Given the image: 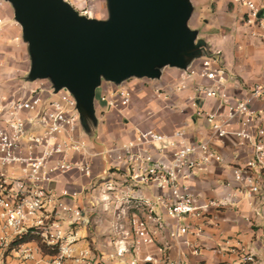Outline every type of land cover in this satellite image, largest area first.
<instances>
[{"label":"built area","instance_id":"built-area-1","mask_svg":"<svg viewBox=\"0 0 264 264\" xmlns=\"http://www.w3.org/2000/svg\"><path fill=\"white\" fill-rule=\"evenodd\" d=\"M237 1L248 8L247 23L264 31L262 7L252 0ZM226 73L222 57L214 53L202 59L200 67L188 70L180 88L195 76L207 80L209 84L196 87V94L219 99L220 108L224 105L227 110L222 120L217 119V112L208 114L216 137L234 136L252 152L246 167L234 170L235 185L229 197L235 201L200 204L190 191L188 181L197 170L213 161L222 162L211 140L187 143L183 130L172 136L154 130L139 131L134 140L108 149L104 156L117 172L126 170V183H155L162 194L143 199L129 191L113 195L118 191L113 189L116 186L105 190L114 204L116 250L110 259L115 264H187L170 259L166 246L158 248L159 258L150 253L141 257L139 252L142 246L154 243L158 231L167 229L171 239H180L189 232L185 220L202 219L210 208L233 206L238 201L248 202L264 230V128L255 124L259 114L248 100L231 102L225 87ZM25 84L9 97L0 98V264H98L89 257L90 251L77 253L75 249L80 230L90 224L84 211L69 201L76 199L77 193H58L52 184L58 175L67 172L92 177L93 159L101 154L89 145L71 92L62 89L55 93L50 82L34 90ZM153 88L160 99H169V94ZM263 95L262 85H255L250 92L253 99H262ZM133 97L132 88L110 83L98 100L104 110H123L131 106ZM232 125L238 128L229 129ZM168 149L172 150L171 162L167 165L156 161L155 155H165ZM156 209L175 224L165 223ZM128 211L129 228L124 233ZM150 222L156 226L154 232ZM254 256L250 252L245 259L253 262Z\"/></svg>","mask_w":264,"mask_h":264},{"label":"crops","instance_id":"crops-1","mask_svg":"<svg viewBox=\"0 0 264 264\" xmlns=\"http://www.w3.org/2000/svg\"><path fill=\"white\" fill-rule=\"evenodd\" d=\"M252 1L262 7V13H264V0ZM221 2L227 7L224 11L232 21L230 31L223 35L226 42L221 48L226 62V92L232 103L248 100L259 114L255 124L264 128V95L262 99H253L250 96L255 85L264 87V31L247 23L248 8L244 4L237 0H221ZM0 19H2L0 24V98H6L27 82L31 61L28 46L22 39L21 27L14 20L11 8L4 3L1 4V1ZM212 48L207 50L206 47V55L194 60L189 69L200 67L202 59L213 54ZM188 70L167 67L163 69L160 79L132 78L128 80V85L134 91V97L131 106L123 110H104L99 103V96L105 89L110 88V83L102 82L97 89L96 112L102 117L99 127L91 134L89 145L93 152L101 155L93 159V175L85 177L79 173H62L52 184L58 193L63 190L77 193L76 199H69V201L80 207L89 217V226L83 227L79 232L80 241L75 246L77 253L88 250L89 257L96 259L95 262L98 264H115L110 257L116 250V236L113 228L116 219L114 218V222L105 221L107 235L94 234L95 224L100 221L94 218L92 208L83 206V190L85 189L83 183L86 184L93 178L97 181L103 179L102 189L106 190L105 187L103 188L106 177L112 175L114 182L107 183L117 187L113 188L118 189L116 193H111H114L113 195L129 191L136 198L155 199L162 194V190L155 183L137 185L133 182L134 185L126 183L124 180L126 170L117 172L104 156L108 149L134 140L139 131L154 130L172 136L175 131L183 130L186 133L183 140L187 143L211 140L214 149L221 155L222 162L213 161L206 168L197 170L188 181L190 191L200 204L223 199L235 201L229 197L235 185L234 170L246 167L252 159V152L241 145L234 136L216 137L212 124L208 121V114L217 112L220 115L217 119L222 120L227 112L226 107L223 105L220 108L219 99L196 94V87L209 84L203 78L195 76L188 81L185 88H180L182 78ZM41 81L44 84L49 82ZM153 87L169 94V99H160ZM237 128L238 125L229 127V129ZM171 158L172 150L170 149L165 155H155L156 161L167 165L171 162ZM227 184L231 186L227 187ZM98 191L99 188L93 190L88 195L87 202L95 204V193ZM101 195L104 199L103 207L108 210L109 216L114 212L112 195L105 191ZM236 204L210 208L202 219L185 220L184 224L190 227L189 232L180 239H171L167 229L158 231L154 237V243L142 246L139 255L143 257L150 253L159 258L158 248L166 246V253L170 259L181 260L187 264H264L262 224L255 218L247 201H238ZM156 212L163 214L165 223L175 224V221L168 219L160 209H156ZM149 228L153 232L156 230L153 222L149 223ZM125 230L124 233H127L126 228ZM101 241H105L104 244H99ZM127 242L131 245L132 240L128 239ZM250 252L255 254L254 262L245 259Z\"/></svg>","mask_w":264,"mask_h":264},{"label":"water","instance_id":"water-1","mask_svg":"<svg viewBox=\"0 0 264 264\" xmlns=\"http://www.w3.org/2000/svg\"><path fill=\"white\" fill-rule=\"evenodd\" d=\"M2 1L11 4L28 46L26 81L71 92L87 134L98 126L102 82L160 79L164 68L186 71L206 55L207 42L189 25L191 0H108L106 20L82 15L66 0Z\"/></svg>","mask_w":264,"mask_h":264},{"label":"rangeland","instance_id":"rangeland-1","mask_svg":"<svg viewBox=\"0 0 264 264\" xmlns=\"http://www.w3.org/2000/svg\"><path fill=\"white\" fill-rule=\"evenodd\" d=\"M0 1L4 3L7 7H10L11 10L13 11L11 4H9L8 2H4L2 0ZM66 1L71 3L73 7L79 13L86 14L89 17L96 18V19H102V20H106L109 18L108 0H66ZM192 2L194 5V13L189 22V25L192 29L197 30L199 32L200 39H205L207 41L208 43L207 50L213 47L212 48L213 54L214 53L220 54V56L222 57V66L226 70V64H225L226 62H225V58H224L221 48H223V46L225 45L224 43L226 42L225 39L223 38V35L224 33H228L230 31L231 29L230 23H232V21L229 20V18L227 17L224 11L227 9V7L225 5H222L223 3L221 2V0H192ZM13 15H14V11H13ZM127 82L128 81L124 82L121 85H117V86L119 88L131 87L128 85ZM43 84H44L43 82L37 81L34 83L28 82L25 85L29 87L30 89L34 90V89H38L39 87H42ZM104 112L105 111H103V113ZM96 114L98 117V126H97L98 128L101 123L102 115L98 114L97 112ZM86 136H87V139L90 140L91 134L86 133ZM73 173L78 174L77 172H73ZM113 180L114 178L112 175L107 176L106 183L103 186V188L105 187L106 189H111L113 185H109V183L111 182L112 184L114 182ZM103 181H104L103 179L97 181L96 178H93L88 183L86 184L83 183L85 189L83 190L84 198H83L82 203L84 204L83 205L84 207L92 208L94 212V218L100 221V223L95 224V228L93 230V232H95L94 234L98 233L100 235L102 234L107 235L104 223L107 220L109 222H114L115 217H113L114 212H112L111 215L108 216L109 214L108 210L105 209V207H103L104 199L102 198V195H101V193L105 191L104 189H102ZM96 188H99V191L95 193V196H96L94 200L95 204H91L87 202V198L89 197L88 195L91 194L92 191L95 190ZM97 195L99 196L98 198H97ZM130 211H134V210H130ZM129 215H131L130 212L129 214L127 213L126 215L127 217L125 218V221H124L126 222V224L124 223V229L126 228L127 231L129 228V223H128ZM104 242L105 241H101V243L99 244H104ZM96 244H94V248H96L95 246Z\"/></svg>","mask_w":264,"mask_h":264},{"label":"trees","instance_id":"trees-1","mask_svg":"<svg viewBox=\"0 0 264 264\" xmlns=\"http://www.w3.org/2000/svg\"><path fill=\"white\" fill-rule=\"evenodd\" d=\"M23 239L27 240V237H24Z\"/></svg>","mask_w":264,"mask_h":264}]
</instances>
